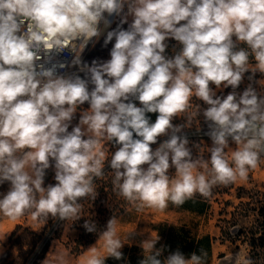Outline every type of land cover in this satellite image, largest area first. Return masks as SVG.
<instances>
[{"label": "clouds", "instance_id": "1", "mask_svg": "<svg viewBox=\"0 0 264 264\" xmlns=\"http://www.w3.org/2000/svg\"><path fill=\"white\" fill-rule=\"evenodd\" d=\"M125 6L104 40L107 46L115 39L110 59L82 62L101 22L110 26L105 13L121 16ZM170 38L182 46L173 57L166 55ZM65 50L73 54L70 64L54 63ZM68 67L84 78L58 72ZM249 71L250 83L238 92ZM257 72L264 75V0H0V184L10 185L0 195V216L79 220L78 201L95 200L105 161L114 190L138 212L181 207L197 194L209 198L218 185L247 180L264 157ZM229 87L226 96L217 95ZM193 96L207 107L190 112ZM148 113H158L155 122ZM201 115L212 142L208 158L194 156L195 145L183 135ZM182 116L183 123H173ZM159 137L167 139L153 150ZM109 143L118 146L110 159ZM49 168L56 183L45 187ZM83 227L98 231L94 221ZM158 239L141 242L140 264H208L204 249L190 258L176 250L161 260ZM123 246L113 216L79 264L123 259ZM233 261L252 264L239 253ZM42 264L67 261L47 256Z\"/></svg>", "mask_w": 264, "mask_h": 264}, {"label": "rangeland", "instance_id": "2", "mask_svg": "<svg viewBox=\"0 0 264 264\" xmlns=\"http://www.w3.org/2000/svg\"><path fill=\"white\" fill-rule=\"evenodd\" d=\"M131 22L132 17H129L128 24ZM109 30L101 32L99 38L94 37L92 39L91 47L81 56L82 60L86 53L94 48V46ZM167 43L168 48L166 50V55L168 57H173L182 47L177 41L171 38L167 41ZM241 47H245V45L242 44ZM254 65V58L250 57V67H254ZM249 75H251L250 71L245 74L243 83L237 89L238 92H242L250 83L248 80ZM255 80L258 81V84H255L254 86L257 87L261 95H264V75L257 72ZM210 86L213 88L215 87L214 85ZM231 91L232 89L230 87L217 90V95L226 96ZM200 104L201 107H207L202 101L197 100L195 96H193L189 111L196 112V106ZM88 107L81 106L80 109H78L76 117L72 123H78L80 111L87 109ZM173 123H183V116L175 118ZM207 132L208 126L202 115L194 117L192 126L183 130V135H186L190 141L189 146L192 147L195 145L193 147L194 156L200 154H203L205 158L210 156L208 153V146L210 147L212 142L210 137L206 135ZM165 139H167V137H159L157 143L151 145V148L155 150ZM232 147H234V145ZM104 150L107 153V157L110 158L112 152H114L116 148H113L109 143L105 144ZM145 167H147V165H145ZM51 169L54 171V168ZM174 172V168L169 170L170 175L174 174ZM2 190L3 193L6 192V183L4 184ZM263 191L264 157L261 158L258 167L255 170L250 171L247 180H237L235 183L227 186L218 185L213 188L212 195L206 199L197 194L195 196L196 202L192 203L195 208L185 205L186 203H189V201H186L181 207H175L172 204H169L167 209L162 211L145 208L144 210L138 212L131 204L124 212L116 217L118 233L124 243L121 250L122 252L124 251L125 253H129L130 257L137 256L139 260H143L144 252L141 247V242L144 239L151 237L159 238L156 248H163V255L159 257L161 260L176 250L181 251L186 258H190V256L187 255L189 252L200 254L201 249L208 251L207 246L209 243L204 242L202 248L193 247V249L190 250L189 244L194 242L197 238H200V236L212 234L214 246L213 251L208 252V264H234L233 256L239 253L240 257H247L249 246L240 239L233 242L231 234L234 237L236 231L241 227V225L250 224L255 215L253 213H251L248 217L240 215L238 218L239 225L232 226V223L228 221L232 218L231 212L241 201L251 200L252 197H250V195H260ZM1 193L2 192H0V195ZM3 218V216H0V220ZM4 219L5 220L0 221V241L6 247L2 249L0 256L6 251L9 235L18 223H24L36 230L41 229V224L33 221L30 215L27 216V219L21 217L20 221L15 222V224L10 223L9 226H6V217ZM6 229H9V231L6 232ZM129 234H132L133 236L129 237ZM76 237L77 231L67 228L62 239H54L52 241L47 256L53 257L63 255L67 264H79L81 257L87 252L90 246L97 242L99 237L95 240L94 244L88 245L80 252H77L75 248ZM19 249V246L13 248V254H16ZM116 261L117 259L108 257L105 264H109L110 262L112 264H116ZM136 264H140V261Z\"/></svg>", "mask_w": 264, "mask_h": 264}, {"label": "trees", "instance_id": "3", "mask_svg": "<svg viewBox=\"0 0 264 264\" xmlns=\"http://www.w3.org/2000/svg\"><path fill=\"white\" fill-rule=\"evenodd\" d=\"M119 24L120 20L116 22L109 31L116 29ZM122 27L127 29L128 23L123 24ZM106 35L107 33L94 46V48L86 53L82 62L90 65L93 60L107 61L110 59V50L115 43V39L105 46L104 40ZM76 74H79L81 78H84L85 76L83 72H78ZM92 87V85H89L90 90ZM135 103L137 106H140L138 101ZM82 106L88 107L89 105L85 103ZM147 115L150 118V122H155L158 113H148ZM76 124L77 122H73L69 127V131H71V128ZM111 146L113 148L118 147L113 144H111ZM54 176L55 171L51 168L46 170L44 182L45 187L49 184L56 183ZM113 178L114 172L108 165L107 161H105L104 175L101 178H98L94 183L96 192L95 200H93L92 197H86L78 201L82 206L80 212L81 218L79 220L70 219L61 221L50 217L47 222H39L41 224L40 230L33 229L31 226H27L24 223H18L9 235L7 249L0 256V264H42V261H44L50 249L52 241L54 239H62L67 228L77 231V237L75 238V248L77 252L83 251L88 245L95 242L99 237V232L106 230L108 220L113 216L116 218L131 205L114 190ZM5 183L7 192L10 185L8 182ZM4 184H1L0 186V192H2L1 195L4 194L2 190ZM250 197H252L251 200L241 201L235 206V209L231 212L232 218L228 221L232 223V226H238L239 216L244 215L248 217L251 213L255 215L254 219L250 224L241 225L236 231L235 236L233 237L231 234V237L233 238V242L240 239L242 242L248 244L249 252L247 257L252 259V264H264V191L261 192L260 195H250ZM194 202H196L195 197L192 200H189V203H186L185 205L193 207L194 205L192 203ZM27 216L24 218L27 219ZM85 220H88L89 222L94 221L97 225L98 231L88 233L83 227ZM207 239L210 243L209 236ZM17 246H19L20 249L16 254H13L12 250ZM190 249H193V246H190L189 250ZM191 253L192 252H189L187 255L190 256ZM109 264L112 263L110 262Z\"/></svg>", "mask_w": 264, "mask_h": 264}, {"label": "built area", "instance_id": "4", "mask_svg": "<svg viewBox=\"0 0 264 264\" xmlns=\"http://www.w3.org/2000/svg\"><path fill=\"white\" fill-rule=\"evenodd\" d=\"M126 13H127V6H125L124 12L121 14V16H116V15L108 16V14L105 13L106 19L111 21V23H110V26L105 27L104 23L101 22V24H100L101 32H105V31L109 30L111 27H113L116 24V22L121 20L122 16ZM129 17H131V16H128L127 19ZM91 42L92 41L89 42L88 46L85 48L83 53H85L91 47ZM83 53L81 54V56L83 55ZM72 58H73V54L70 53L68 50H65L64 53L56 55L55 60L53 62L55 63L58 61V62H65V63L70 64ZM46 66H51V65H46ZM58 72L63 73V74H71V73H78L79 70L77 67H68V68L63 69V70L58 69ZM0 186H1V184H0Z\"/></svg>", "mask_w": 264, "mask_h": 264}, {"label": "crops", "instance_id": "5", "mask_svg": "<svg viewBox=\"0 0 264 264\" xmlns=\"http://www.w3.org/2000/svg\"><path fill=\"white\" fill-rule=\"evenodd\" d=\"M5 218V217H4ZM1 219L0 221H3V220H5V219ZM21 219V218H20ZM20 219H17V220H11V219H8V218H6V226H9V224L10 223H14L15 224V222H17V221H20ZM9 231V229H6V232H8ZM210 237V243H209V241H208V239H207V237ZM205 242H208L209 244H208V251L207 252H209V251H213V246H214V239H213V236H212V234H205V235H203V236H200V238H197L194 242H191L190 244H189V247L190 246H193L194 248H202L203 247V243H204V241ZM95 242H93L92 244H94ZM91 244V245H92ZM6 246L0 241V252L2 251V249L3 248H5ZM211 249V250H210ZM122 251V250H121ZM49 252V251H48ZM123 253V259H120L119 261L117 260L116 261V264H136V263H138L139 261H141V260H139V258L137 257V256H129V253H125L124 251L122 252ZM48 254V253H47ZM47 256V255H46ZM45 259H46V257H45ZM44 259V260H45Z\"/></svg>", "mask_w": 264, "mask_h": 264}]
</instances>
